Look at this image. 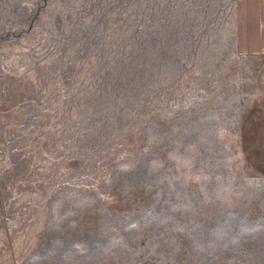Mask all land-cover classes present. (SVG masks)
Returning <instances> with one entry per match:
<instances>
[{"label": "rangeland", "instance_id": "374dc122", "mask_svg": "<svg viewBox=\"0 0 264 264\" xmlns=\"http://www.w3.org/2000/svg\"><path fill=\"white\" fill-rule=\"evenodd\" d=\"M245 216L264 0H0V264H264Z\"/></svg>", "mask_w": 264, "mask_h": 264}, {"label": "clouds", "instance_id": "9594fccd", "mask_svg": "<svg viewBox=\"0 0 264 264\" xmlns=\"http://www.w3.org/2000/svg\"><path fill=\"white\" fill-rule=\"evenodd\" d=\"M230 218L236 219L235 214H230ZM131 227H136V225H132ZM260 234H264V216L257 217L254 221H250L247 216L240 218L233 235H229V232L222 227H217L212 232L216 240L221 242L227 241L230 245H238L244 238L256 237ZM73 246L82 250L80 244H74ZM225 246L227 247L228 245L226 244ZM39 258L37 255L33 257V260Z\"/></svg>", "mask_w": 264, "mask_h": 264}]
</instances>
